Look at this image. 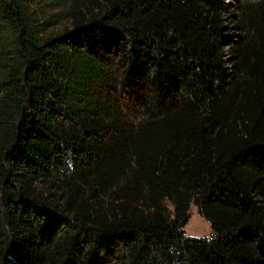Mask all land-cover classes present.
I'll return each instance as SVG.
<instances>
[{
	"label": "trees",
	"instance_id": "16d2710c",
	"mask_svg": "<svg viewBox=\"0 0 264 264\" xmlns=\"http://www.w3.org/2000/svg\"><path fill=\"white\" fill-rule=\"evenodd\" d=\"M234 1L0 0V264H264V0Z\"/></svg>",
	"mask_w": 264,
	"mask_h": 264
},
{
	"label": "rangeland",
	"instance_id": "374dc122",
	"mask_svg": "<svg viewBox=\"0 0 264 264\" xmlns=\"http://www.w3.org/2000/svg\"><path fill=\"white\" fill-rule=\"evenodd\" d=\"M232 5H235L237 2L234 0H230ZM237 12L236 7L231 6L227 11L224 12V15L226 17H229V21L227 22L228 26L232 25L233 18L232 13ZM233 30L228 31V36L232 37L233 35ZM228 46H224V50L226 53L229 52ZM115 98L119 100L124 106V113L127 112L130 114L131 112V105L130 101L127 99V96L125 93L122 92H116L114 95ZM132 113V112H131ZM185 232L186 235L193 236V237H211L213 236V229L211 226V223L204 218L200 212L199 208L192 204L191 209H190V219L188 224L185 226Z\"/></svg>",
	"mask_w": 264,
	"mask_h": 264
}]
</instances>
